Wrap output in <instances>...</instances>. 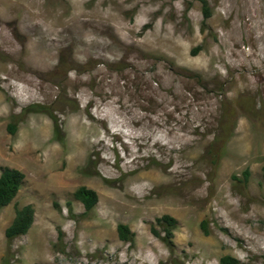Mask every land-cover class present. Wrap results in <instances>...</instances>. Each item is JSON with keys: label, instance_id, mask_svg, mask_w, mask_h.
I'll return each instance as SVG.
<instances>
[{"label": "rangeland", "instance_id": "1", "mask_svg": "<svg viewBox=\"0 0 264 264\" xmlns=\"http://www.w3.org/2000/svg\"><path fill=\"white\" fill-rule=\"evenodd\" d=\"M263 159L264 0H0V264H264Z\"/></svg>", "mask_w": 264, "mask_h": 264}, {"label": "trees", "instance_id": "2", "mask_svg": "<svg viewBox=\"0 0 264 264\" xmlns=\"http://www.w3.org/2000/svg\"><path fill=\"white\" fill-rule=\"evenodd\" d=\"M204 12L206 19L210 18L211 12L207 6V3L204 1ZM11 132H15L17 129L16 124H10L9 126ZM56 128L59 129V126L56 125ZM263 180H264V159H263ZM249 172H245V177L248 178ZM25 180V175L18 169L13 168H3L0 174V210L10 205L13 200L18 195L23 182ZM75 198L80 201L85 207L86 212L92 211L98 203V195L95 191L88 189L86 187L79 188L75 194ZM35 218V210L31 205L25 206L22 209L17 210L16 217L9 225L5 231V236L8 243V250L11 249L13 242L27 234L33 225ZM157 224L162 226L167 236L163 241L169 246L172 247V242L174 239V230L177 227V220L171 216H163L162 218L157 219ZM118 234L120 239L123 242L133 243L135 240V234L131 229L124 224L118 226ZM154 234L157 237H160V233L154 230ZM4 264H10L9 259L5 258ZM221 264H241L239 260L232 257L226 256L221 259Z\"/></svg>", "mask_w": 264, "mask_h": 264}]
</instances>
